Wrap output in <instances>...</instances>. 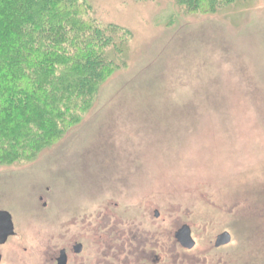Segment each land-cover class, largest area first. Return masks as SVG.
<instances>
[{
    "label": "rangeland",
    "instance_id": "rangeland-1",
    "mask_svg": "<svg viewBox=\"0 0 264 264\" xmlns=\"http://www.w3.org/2000/svg\"><path fill=\"white\" fill-rule=\"evenodd\" d=\"M86 1L131 33L126 63L60 140L0 160V210L16 227L1 264H42L99 211L152 224L155 208L165 230L194 223L197 264H264V0L218 13ZM223 230L232 242L215 248Z\"/></svg>",
    "mask_w": 264,
    "mask_h": 264
},
{
    "label": "trees",
    "instance_id": "trees-1",
    "mask_svg": "<svg viewBox=\"0 0 264 264\" xmlns=\"http://www.w3.org/2000/svg\"><path fill=\"white\" fill-rule=\"evenodd\" d=\"M172 1L179 12L218 13L251 0ZM130 34L86 0H0V160L60 140L126 61Z\"/></svg>",
    "mask_w": 264,
    "mask_h": 264
},
{
    "label": "flooded vegetation",
    "instance_id": "flooded-vegetation-1",
    "mask_svg": "<svg viewBox=\"0 0 264 264\" xmlns=\"http://www.w3.org/2000/svg\"><path fill=\"white\" fill-rule=\"evenodd\" d=\"M145 214L121 216L99 211L92 218H82L80 237L60 246L48 244L42 264H59L61 258L65 264H197L196 256L190 254L198 244L192 221L178 216L165 230L163 223L157 222L162 216L159 209L153 210L152 224ZM188 231L195 242L192 248L186 247ZM224 232L231 235L232 242L230 230H223L217 237Z\"/></svg>",
    "mask_w": 264,
    "mask_h": 264
},
{
    "label": "water",
    "instance_id": "water-1",
    "mask_svg": "<svg viewBox=\"0 0 264 264\" xmlns=\"http://www.w3.org/2000/svg\"><path fill=\"white\" fill-rule=\"evenodd\" d=\"M15 235V225L13 222L12 215L6 210H0V244H4L7 242L9 237ZM187 248H192L195 244L192 239L190 232L188 231L186 234ZM231 235L228 232H224L217 237L216 247H220L222 245H226L230 243ZM1 261V256H0ZM59 264H65V260L63 258L60 259Z\"/></svg>",
    "mask_w": 264,
    "mask_h": 264
}]
</instances>
